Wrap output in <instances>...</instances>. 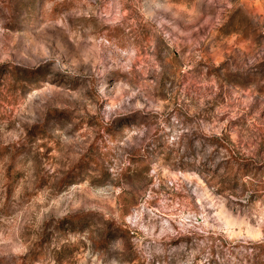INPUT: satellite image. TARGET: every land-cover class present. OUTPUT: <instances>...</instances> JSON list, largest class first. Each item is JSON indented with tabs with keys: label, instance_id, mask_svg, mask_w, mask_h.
Masks as SVG:
<instances>
[{
	"label": "rangeland",
	"instance_id": "rangeland-1",
	"mask_svg": "<svg viewBox=\"0 0 264 264\" xmlns=\"http://www.w3.org/2000/svg\"><path fill=\"white\" fill-rule=\"evenodd\" d=\"M0 264H264V0H0Z\"/></svg>",
	"mask_w": 264,
	"mask_h": 264
},
{
	"label": "trees",
	"instance_id": "trees-1",
	"mask_svg": "<svg viewBox=\"0 0 264 264\" xmlns=\"http://www.w3.org/2000/svg\"><path fill=\"white\" fill-rule=\"evenodd\" d=\"M110 132V129H107V131H106V133L105 134H111V132ZM98 162V161H97ZM96 164V166H99V163H95ZM100 168V167H99ZM75 218H78L77 216L76 217H74V218H72V219H70L71 221V224H72V226L73 227H75V226H84V223H81V222H79V224L77 225L73 220L75 219ZM69 220V219H68Z\"/></svg>",
	"mask_w": 264,
	"mask_h": 264
}]
</instances>
